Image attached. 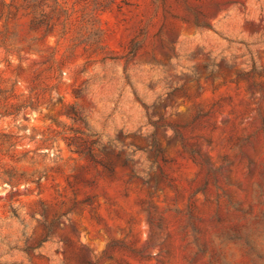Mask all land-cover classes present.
<instances>
[{"label": "rangeland", "instance_id": "obj_1", "mask_svg": "<svg viewBox=\"0 0 264 264\" xmlns=\"http://www.w3.org/2000/svg\"><path fill=\"white\" fill-rule=\"evenodd\" d=\"M0 264H264V0H0Z\"/></svg>", "mask_w": 264, "mask_h": 264}]
</instances>
